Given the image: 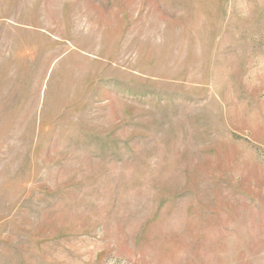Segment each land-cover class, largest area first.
Here are the masks:
<instances>
[{
	"label": "rangeland",
	"instance_id": "obj_1",
	"mask_svg": "<svg viewBox=\"0 0 264 264\" xmlns=\"http://www.w3.org/2000/svg\"><path fill=\"white\" fill-rule=\"evenodd\" d=\"M0 264H264V0H0Z\"/></svg>",
	"mask_w": 264,
	"mask_h": 264
}]
</instances>
